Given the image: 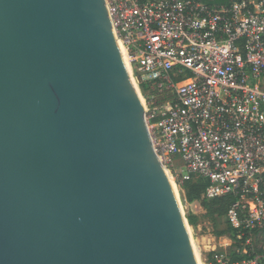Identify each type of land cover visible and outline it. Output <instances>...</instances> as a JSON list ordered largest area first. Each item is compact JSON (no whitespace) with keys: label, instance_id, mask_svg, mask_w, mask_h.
I'll use <instances>...</instances> for the list:
<instances>
[{"label":"water","instance_id":"95a60500","mask_svg":"<svg viewBox=\"0 0 264 264\" xmlns=\"http://www.w3.org/2000/svg\"><path fill=\"white\" fill-rule=\"evenodd\" d=\"M106 0H0V264H200Z\"/></svg>","mask_w":264,"mask_h":264},{"label":"built area","instance_id":"2783aa9c","mask_svg":"<svg viewBox=\"0 0 264 264\" xmlns=\"http://www.w3.org/2000/svg\"><path fill=\"white\" fill-rule=\"evenodd\" d=\"M106 4L162 165L176 186L234 197L197 238L208 264H264V0Z\"/></svg>","mask_w":264,"mask_h":264},{"label":"rangeland","instance_id":"374dc122","mask_svg":"<svg viewBox=\"0 0 264 264\" xmlns=\"http://www.w3.org/2000/svg\"><path fill=\"white\" fill-rule=\"evenodd\" d=\"M177 164L181 165L182 161L177 160ZM175 188H176V194H177L178 200L181 204L182 210L184 211V214L187 220L190 214H194L198 217V223L196 225H192L188 221L189 230H190V234L193 239L192 242L196 250L199 263L208 264V258H207L209 255V252L207 250L208 240L201 241V240H197V238L203 235L204 236L207 235L208 234L207 227H211L213 224L216 225L218 228L220 226L225 227L224 225L225 219H221L219 221V219L212 218V216H210L207 213L206 209L202 206L200 201H194V203L191 205L192 202L190 203L186 199V189L180 186H175Z\"/></svg>","mask_w":264,"mask_h":264},{"label":"trees","instance_id":"16d2710c","mask_svg":"<svg viewBox=\"0 0 264 264\" xmlns=\"http://www.w3.org/2000/svg\"><path fill=\"white\" fill-rule=\"evenodd\" d=\"M208 4H215L226 0H203ZM206 182L203 180L188 181L183 187L186 189V199L188 202L200 201L202 206L206 209L207 213L214 219L222 218L226 215L228 207L234 197L227 195L218 197L215 199L203 198L202 194L206 187ZM189 223L196 225L198 223V217L194 214H190L188 217ZM229 231V228L216 230L219 235H223Z\"/></svg>","mask_w":264,"mask_h":264},{"label":"bare ground","instance_id":"6f19581e","mask_svg":"<svg viewBox=\"0 0 264 264\" xmlns=\"http://www.w3.org/2000/svg\"><path fill=\"white\" fill-rule=\"evenodd\" d=\"M124 57H125V60H126V63H127V65H129V62H128V58H127V56H126V54H124ZM130 68V67H129ZM137 85V84H136ZM140 94V93H139ZM140 98H141V96H140ZM141 100H142V98H141ZM142 103H143V105H144V101L142 100ZM145 109V108H144ZM190 231V230H189ZM191 235V234H190ZM191 239H192V236H191ZM193 240V239H192ZM193 243V242H192ZM193 247H194V245H193ZM195 249V248H194ZM195 252H196V250H195ZM196 255H197V253H196ZM197 258H198V256H197ZM199 261V260H198Z\"/></svg>","mask_w":264,"mask_h":264},{"label":"crops","instance_id":"0c3cea01","mask_svg":"<svg viewBox=\"0 0 264 264\" xmlns=\"http://www.w3.org/2000/svg\"><path fill=\"white\" fill-rule=\"evenodd\" d=\"M194 202L191 203V205L193 204Z\"/></svg>","mask_w":264,"mask_h":264}]
</instances>
